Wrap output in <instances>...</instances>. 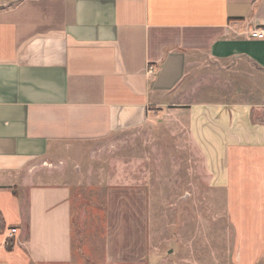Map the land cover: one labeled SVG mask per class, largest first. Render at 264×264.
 <instances>
[{
	"label": "crops",
	"instance_id": "0c3cea01",
	"mask_svg": "<svg viewBox=\"0 0 264 264\" xmlns=\"http://www.w3.org/2000/svg\"><path fill=\"white\" fill-rule=\"evenodd\" d=\"M6 1L0 263L264 264V38L249 36L264 0ZM200 57L239 64L253 90L261 76V101H182ZM163 117L206 195L187 199L190 167H158L154 191L184 194L161 216L146 186L91 179L77 160Z\"/></svg>",
	"mask_w": 264,
	"mask_h": 264
},
{
	"label": "rangeland",
	"instance_id": "374dc122",
	"mask_svg": "<svg viewBox=\"0 0 264 264\" xmlns=\"http://www.w3.org/2000/svg\"><path fill=\"white\" fill-rule=\"evenodd\" d=\"M16 1H6L2 7L13 6ZM1 7V6H0ZM201 58V57H200ZM195 58L183 84L185 90L182 101L197 100H247L261 101V76L254 75L258 86L256 90L248 87L244 76H251L239 68V64L225 62H210L203 58ZM246 74V75H245ZM257 74V73H256ZM253 76V77H254ZM251 78V77H250ZM252 79V78H251ZM245 87V92L241 90ZM254 118L264 120V111L255 109ZM175 118H161L139 130L128 131L112 138L86 147L85 159L79 163L91 170V179L105 180L109 183H140L148 189L149 213L157 210L165 215L170 202L183 196V191L177 193L156 192L153 185L156 181L157 168H174L186 171L191 168V187L187 199L191 203L203 202L205 182L198 173V160L193 150L187 145H181L169 125ZM158 180V178H157ZM186 182V176H185ZM208 195V194H207ZM158 201V206H156ZM192 205V209H193ZM181 210V209H180Z\"/></svg>",
	"mask_w": 264,
	"mask_h": 264
},
{
	"label": "built area",
	"instance_id": "2783aa9c",
	"mask_svg": "<svg viewBox=\"0 0 264 264\" xmlns=\"http://www.w3.org/2000/svg\"><path fill=\"white\" fill-rule=\"evenodd\" d=\"M249 36L252 38H264V25L255 27L249 31ZM17 232V228H11L10 235H13Z\"/></svg>",
	"mask_w": 264,
	"mask_h": 264
},
{
	"label": "trees",
	"instance_id": "16d2710c",
	"mask_svg": "<svg viewBox=\"0 0 264 264\" xmlns=\"http://www.w3.org/2000/svg\"><path fill=\"white\" fill-rule=\"evenodd\" d=\"M8 248H10V246H8Z\"/></svg>",
	"mask_w": 264,
	"mask_h": 264
},
{
	"label": "water",
	"instance_id": "95a60500",
	"mask_svg": "<svg viewBox=\"0 0 264 264\" xmlns=\"http://www.w3.org/2000/svg\"><path fill=\"white\" fill-rule=\"evenodd\" d=\"M0 264H4V263H0Z\"/></svg>",
	"mask_w": 264,
	"mask_h": 264
}]
</instances>
